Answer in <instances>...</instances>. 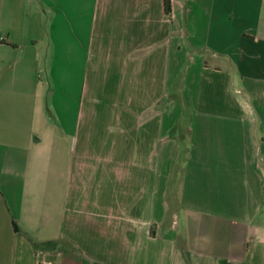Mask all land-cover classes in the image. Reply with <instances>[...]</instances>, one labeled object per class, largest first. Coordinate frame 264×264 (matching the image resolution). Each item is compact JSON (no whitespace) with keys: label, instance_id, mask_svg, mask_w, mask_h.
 Returning <instances> with one entry per match:
<instances>
[{"label":"crops","instance_id":"obj_1","mask_svg":"<svg viewBox=\"0 0 264 264\" xmlns=\"http://www.w3.org/2000/svg\"><path fill=\"white\" fill-rule=\"evenodd\" d=\"M0 36V264H264V0H0Z\"/></svg>","mask_w":264,"mask_h":264},{"label":"trees","instance_id":"obj_2","mask_svg":"<svg viewBox=\"0 0 264 264\" xmlns=\"http://www.w3.org/2000/svg\"><path fill=\"white\" fill-rule=\"evenodd\" d=\"M164 7H165V12L168 15L171 13V0H164ZM16 229L17 226L15 225ZM30 242L32 243L34 249L39 252V251H50V252H55L58 247V242L52 241V242H45V243H39L35 242L31 238H29ZM92 264V263H89Z\"/></svg>","mask_w":264,"mask_h":264},{"label":"built area","instance_id":"obj_3","mask_svg":"<svg viewBox=\"0 0 264 264\" xmlns=\"http://www.w3.org/2000/svg\"><path fill=\"white\" fill-rule=\"evenodd\" d=\"M4 38L2 36H0V42H3Z\"/></svg>","mask_w":264,"mask_h":264},{"label":"rangeland","instance_id":"obj_4","mask_svg":"<svg viewBox=\"0 0 264 264\" xmlns=\"http://www.w3.org/2000/svg\"><path fill=\"white\" fill-rule=\"evenodd\" d=\"M186 109V108H185ZM182 114H184V112L182 111Z\"/></svg>","mask_w":264,"mask_h":264}]
</instances>
